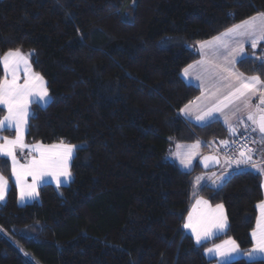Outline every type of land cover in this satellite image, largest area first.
<instances>
[{
  "label": "trees",
  "instance_id": "1",
  "mask_svg": "<svg viewBox=\"0 0 264 264\" xmlns=\"http://www.w3.org/2000/svg\"><path fill=\"white\" fill-rule=\"evenodd\" d=\"M259 14L264 0H0V60L29 53L50 97L46 107L32 106L26 143L75 148L72 180L42 185L26 205L0 157L9 184L0 264H212L205 250L226 239L250 250L261 176L241 169L219 188L200 189L209 204L223 205L228 225L198 245L183 226L203 170L197 163L183 171L167 156L176 142L199 140L208 150L228 139L218 121L181 118L200 95L182 72L200 59L201 43ZM263 52L264 44L248 47L238 70L264 79Z\"/></svg>",
  "mask_w": 264,
  "mask_h": 264
},
{
  "label": "crops",
  "instance_id": "2",
  "mask_svg": "<svg viewBox=\"0 0 264 264\" xmlns=\"http://www.w3.org/2000/svg\"><path fill=\"white\" fill-rule=\"evenodd\" d=\"M254 17L258 19H255L252 21L253 22L252 26L259 25V24L264 26V17L262 18L257 17V16H254ZM252 18L246 21H250L252 20ZM244 22L238 25H244V27H241V28L250 27V25H245ZM236 26L233 28H236ZM241 28L237 29L235 33H231L230 35H227V36H224L223 34L228 31L216 36V37H221L219 41H215V38H216L215 37L204 43H201V44H206L205 48L207 49V51L203 55L200 54V59L190 65L193 67L189 69V73L187 76L184 75V71L182 72L183 80L187 84L195 85L200 88V95L194 100H192L190 103H188L186 105L187 107L184 106L182 108V110L180 111L181 118L185 120L187 123H191L196 126H202L205 124H209V123L198 122L196 117L198 115H203L210 108L218 107L221 110L214 112V116L217 117V119L212 120L210 123L218 121L222 123L224 127L228 130V125L225 124V120L227 119L229 123L237 130V135L235 136L229 135V132H228L227 141L247 132L250 134V137H251L250 147L253 149V153H252L253 160L252 161L237 165L236 161L241 159L239 157V153H237L236 156L231 161V163L222 161V162H225V166L220 171H218V173H216L214 176L212 177L210 176L207 179H204L202 181V183L204 184H202V186L197 190L195 189L196 179L201 178V176L199 175L204 173V171L201 173H197V175L195 176L194 192L197 195L195 196L193 203L190 207V210L186 216L184 225L188 222L189 215H191L193 225L197 228V231L201 232V234H203V231L209 227L211 222L217 219H222L226 217V212L223 207V217H222L219 212L214 211L217 205L213 206L209 204L207 200H205L203 197L199 195V191L204 186H211L213 188H219L220 186H222L223 183L226 181L227 177L229 176V174L232 172L231 171L232 165L243 168V169H251L254 172L258 173L262 179V190L264 194V136H261L258 130L253 132L252 129L254 127H257V125L254 124L252 121L247 120V116L249 114L253 115L254 119L256 120H258L260 116H264V105H259V100L261 98H264L261 95V92H264V83L257 86V88L260 89V91H257L255 89L252 91H249L248 89H245L242 87V83L249 80L252 76H246L242 74L236 66L237 63H233V61H239L241 60L242 56L244 58L247 55L246 47H251L250 45L252 44V40L254 39V37L251 34V32L249 34V30L245 32V36L243 37ZM209 41H214V42L209 45L207 44V42ZM260 41H263V40H260ZM241 48H243V52H241ZM10 52H16V51H10ZM203 53H204V50H203ZM20 54L27 60L28 65L31 66V71L26 72V66H25L24 60L16 61L15 58H13V60L10 61V68L15 63L19 64V70L17 73V83L23 84L25 81L26 74L30 78L33 74H37V73L32 68V65L30 62V54L23 53V52H20ZM260 56H261V59L264 61V52ZM187 68H189V66ZM2 70H3V66H2ZM3 74H5L4 70H3ZM240 75L243 76V80L238 78V76ZM11 79L12 77L11 75H9V81H11ZM261 81L264 82V79H261ZM44 82H45V86L47 89L46 81L44 80ZM237 88H240L241 91L245 93V95L241 97L239 100H237L234 96H230V94L234 93ZM226 96H230V100H225L224 98ZM49 102H50V97L46 104L39 105V106L44 108L49 104ZM246 103L248 104L247 107H245ZM225 104H227L228 106L224 107ZM33 105H36V104H33ZM257 105H259V107H257ZM32 106L30 109L31 112H32ZM0 109H3L5 111L4 117L8 115L6 107L0 106ZM4 117L1 120H3ZM241 121H243V123H241ZM28 123H29V120H28ZM28 123H27V130H28ZM8 131L13 132L14 137L12 138L5 137L0 132V142H3V140L5 139H8V140L16 139L17 133L13 130H8ZM25 136L26 134L23 137V143L27 145V148L23 150L25 154L20 155L21 149L19 147L16 148V153H17V158L19 160V163L15 167H16L17 175L19 176V180H17V177L13 175V171H12L13 164H12L11 157L0 155L1 158L7 159L10 162L11 178H12V182L16 186L17 194H18V203L20 205H26L34 201H37L38 191L42 185L50 184L55 187H58V181L62 182L59 184V187L63 185H67L72 180L70 166H71V162L74 157V154H75V148L73 146L61 144V143L52 144V145L58 146L57 151H62L64 147H72L74 149L71 154V157L68 160V172L70 173V177L67 180H65V177L61 175V172L63 171L62 166L52 169L51 171L53 172V175H50V176L46 175L43 177H40L39 175H37L35 177V191L33 193L34 177L33 175L26 174V171L22 168V165L28 164L32 159H39L40 151H42L43 149L50 148L52 145L40 144L42 145V148L40 151H38L35 149V145L37 144H31V145L27 144L25 141ZM197 142L200 143V146H203V142L199 140L192 142V143L176 142L173 146V150L179 147H183V146H185V148L187 149H191V145L196 144ZM178 145L179 147H177ZM206 145H214V144L207 143ZM219 145L221 144L219 143ZM198 148L193 149L195 150V153L192 156L194 157V159L192 160V166L190 168H187V169L182 168V166L180 165V162L176 161L175 159L173 160V162L176 163L179 166V168L182 169L183 171H191L194 168V166L204 156H206L205 154L200 155ZM186 151H189V150H186ZM8 189H9V184L7 185V188L4 194V199L0 201V204H3L6 201ZM22 192L25 197L23 201L21 200ZM30 193H32V195H29ZM197 200L207 201V204H203V203L197 204ZM261 203H264V199ZM261 203H259L258 205H260ZM262 213H264V209H261L257 206V221H256V226L254 230L252 231V233L255 231L257 232V234H259V229L257 228V222L258 220L262 219ZM226 221H227V218H226ZM183 229H184V232L190 235L193 238L194 242L196 243V238L192 234L191 229H186L184 226H183ZM212 231L215 232L216 230L213 228ZM224 232L217 233L211 239L223 234ZM252 233H251V239H252L253 245H252V248L248 250L247 252H243L238 247L235 241L234 243H235L237 251H234L232 245L226 244V241H229V240L233 241V240L226 239L218 244L212 245L209 248H207L205 250L206 258L208 260H212L213 261L212 264H227L237 259H244L248 262L258 261V260L264 261V252H255V253L253 252L254 248H256V240L258 236L254 237ZM211 239H208L204 241L203 243L210 241ZM220 245H224V248L221 249V252L227 251V252L232 253L231 256H229L226 260H221L220 255L216 253H213L210 255L207 254L208 249L216 248ZM249 253H253L252 258H250Z\"/></svg>",
  "mask_w": 264,
  "mask_h": 264
},
{
  "label": "snow or ice",
  "instance_id": "3",
  "mask_svg": "<svg viewBox=\"0 0 264 264\" xmlns=\"http://www.w3.org/2000/svg\"><path fill=\"white\" fill-rule=\"evenodd\" d=\"M256 18H252V20H255ZM252 20L245 21L244 24L251 25ZM244 25H237L236 28L229 29L228 32L224 33V36H227L231 33H235L237 29L243 27ZM221 37H216L215 41H219ZM214 41H209L207 44H212ZM258 43L257 39L252 40V47L255 48ZM201 48H204L205 45L201 44ZM241 52H243V48H241ZM15 58L16 61L24 60L25 66H26V72L31 71V66L28 65L27 60L20 54L19 51L16 52H9L5 56H3L2 60H0V64L3 66L4 70V78L3 82L0 83V106L6 107L8 115L4 117L3 120H0V132L7 131V130H13L17 133L15 140H8L5 139L3 142H0V155L11 157L12 164H13V175L17 177V180H19V176L17 175L16 171V165L19 163V160L17 158L16 148L19 147L21 149L20 155H24V149L27 148V145L23 143V137L27 132V123L28 120L32 117L31 112V106L33 104L36 105H43L48 102L49 95L45 86V82L43 78L38 74H33L30 78L25 76V81L23 84L17 83V73L19 70V64L15 63L10 68V61ZM243 61V56L241 57L240 61H233V63H238ZM193 66H189V68H186L184 70V75L187 76L189 73V69ZM231 74V73H230ZM9 75H11L12 79L9 81ZM239 79L243 80V76H238ZM262 82L259 76H252L249 80L242 83V87L245 89H248L249 91L257 90L260 91V89L257 88L258 85H261ZM245 93L241 91L240 88H237L234 93H231L230 96H234L237 100H239L241 97H243ZM262 97H264V92H261ZM230 96H226L225 100H230ZM199 99V98H198ZM259 105H264V98H261L259 100ZM257 105V107H259ZM228 105L225 104L224 107H227ZM248 104L246 103L245 107H247ZM187 107V106H186ZM218 107L210 108L207 112H205L203 115H198L196 117L197 121L200 123H210L212 120L217 119V117L214 116L215 111H220ZM248 121H252L254 124L257 125V127H254L252 129L253 132L259 131L261 136H264V116H260L258 120L254 119L253 115L249 114L247 116ZM243 123V121H241ZM225 124L228 125V132L229 135L235 136L237 135V130L234 128L229 121L226 119ZM247 139V138H245ZM255 142V141H254ZM63 144V142H61ZM221 147H229V143L227 140L220 142ZM179 147V145L177 146ZM200 147V143L197 142L196 144L191 145L192 149ZM42 148V145L37 144L35 145V149L40 151ZM58 146L52 145L50 148L43 149L40 151L39 159H32L28 164L22 165V168L26 171V174L33 175L34 177V185H33V193L35 191V177L39 175L40 177L46 176V175H53V172L51 171L54 168L57 167H63V171L61 172V175L65 177V180H67L70 177V173L68 172V160L71 157V154L73 152L72 147H64L62 151H57ZM241 151L239 152V157L241 159L237 160V165L241 163H248L249 161L253 160V149L249 147L247 143L241 144ZM194 157L189 156L188 158L181 159V163L183 164L184 168H190L192 166V160ZM205 160L212 159L211 157H205ZM62 183L61 181H58L59 184ZM215 183V181H214ZM8 185V180L3 176L0 175V201L4 199V194L6 191ZM29 195H32L30 193ZM25 199L24 194L22 192L21 194V200L23 201ZM207 204V201H201L197 200V204ZM259 208L264 209V203H261L258 205ZM216 212H219L221 216L223 217V205H217L216 209L214 210ZM186 229H191L192 234L196 238V243L198 245L202 244L204 241L211 239L214 235H216L219 232L226 231L227 227V221L226 217L222 219H217L210 223L209 227L206 228L203 231V234L201 232L197 231V228L192 223V216L189 215L188 222L184 225ZM215 229L216 231L213 232L212 229ZM257 228L259 229V234L257 232H253L252 235L254 237H257L256 240V248H254L253 252H264V213H262V219L258 220L257 222ZM226 244L232 245L233 250L237 251L234 241H226ZM224 248V245H220L216 248H210L208 249L207 254H219L221 260H226L229 256H231V252H221V249ZM250 258L253 257V253H249Z\"/></svg>",
  "mask_w": 264,
  "mask_h": 264
},
{
  "label": "rangeland",
  "instance_id": "4",
  "mask_svg": "<svg viewBox=\"0 0 264 264\" xmlns=\"http://www.w3.org/2000/svg\"><path fill=\"white\" fill-rule=\"evenodd\" d=\"M256 16L257 17H261V18L264 17V15H262V14H259V15H256ZM256 19H258V18H256ZM245 25H248V24H245ZM252 25H253V22L251 23L250 27H248V28H241V30H242V36L244 37L245 36V32L247 30H249V34L251 32V34L253 35L254 39H257L258 41L263 40V41H260V42L257 43V45H256L255 48L258 49L261 45L264 44V26H262L260 24L259 25H254V26H252ZM204 45H206V44H204ZM250 46H251L250 48H252L253 50L255 49V48L252 47V44ZM205 47L204 48H201L200 45L198 46V51H199L200 54H202V55L205 54V52L207 51V49ZM246 48H248V47H246ZM203 50H204V53H203ZM253 56L257 57V54L254 53ZM246 76H248V75H246ZM173 146H172V148H171V150H170V152H169V154L167 156V159L170 160V161H172V162L175 159L176 161L180 162V165L182 166V168H184L183 164L181 163V159H185V158H188L189 156H193L194 153H195V150H193L192 148L191 149H187V148H185V146L179 147V148H176L175 150H173ZM186 150H189V151H186ZM198 151H199V154L200 155L201 154L211 155L210 150L209 149L208 150H204L202 148V146H200L198 148ZM224 166H225V162H222L221 165L217 169L212 170V171H204V173L200 174L199 176H201V178H197L196 179L195 189L196 190L199 189L202 186V184H204V183H202V181L204 179H207L210 176L211 177L214 176ZM231 167H232L231 169L235 168L233 165ZM231 171L233 172V170H231Z\"/></svg>",
  "mask_w": 264,
  "mask_h": 264
},
{
  "label": "built area",
  "instance_id": "5",
  "mask_svg": "<svg viewBox=\"0 0 264 264\" xmlns=\"http://www.w3.org/2000/svg\"><path fill=\"white\" fill-rule=\"evenodd\" d=\"M247 138V139H245ZM250 134L249 133H243L231 140L228 141L229 147H221V145H207L208 149L210 150V153L219 157L222 161L229 162L233 160V158L236 156L237 153H239L241 149V144L247 143L250 147ZM233 171H238L243 168L234 166Z\"/></svg>",
  "mask_w": 264,
  "mask_h": 264
},
{
  "label": "water",
  "instance_id": "6",
  "mask_svg": "<svg viewBox=\"0 0 264 264\" xmlns=\"http://www.w3.org/2000/svg\"><path fill=\"white\" fill-rule=\"evenodd\" d=\"M205 157H211L212 159L205 160ZM221 162L220 158L215 155H206L199 161V166L203 171H212L217 169Z\"/></svg>",
  "mask_w": 264,
  "mask_h": 264
}]
</instances>
